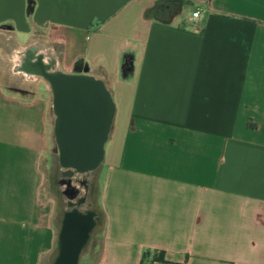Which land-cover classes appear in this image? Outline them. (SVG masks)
Wrapping results in <instances>:
<instances>
[{
	"label": "crops",
	"instance_id": "crops-1",
	"mask_svg": "<svg viewBox=\"0 0 264 264\" xmlns=\"http://www.w3.org/2000/svg\"><path fill=\"white\" fill-rule=\"evenodd\" d=\"M29 47L113 105L77 264H264V0H0L9 73L38 82L0 84V264H55L71 233L41 195L55 114L13 71Z\"/></svg>",
	"mask_w": 264,
	"mask_h": 264
},
{
	"label": "water",
	"instance_id": "water-1",
	"mask_svg": "<svg viewBox=\"0 0 264 264\" xmlns=\"http://www.w3.org/2000/svg\"><path fill=\"white\" fill-rule=\"evenodd\" d=\"M49 55V50L37 55L34 47L23 48L14 56L13 71L22 73L28 80L39 77L48 85L54 114L60 129L67 134L66 146L70 148L63 158L74 169L75 175L84 173L88 177L102 161L103 145L114 111L112 101L103 82L83 75L61 73L57 70L56 60ZM89 135H95L97 141L90 144L87 141ZM89 146H100V150L85 152ZM92 226L77 215L65 223V229L71 233L63 242L55 264L78 263L82 245Z\"/></svg>",
	"mask_w": 264,
	"mask_h": 264
},
{
	"label": "flooded vegetation",
	"instance_id": "flooded-vegetation-1",
	"mask_svg": "<svg viewBox=\"0 0 264 264\" xmlns=\"http://www.w3.org/2000/svg\"><path fill=\"white\" fill-rule=\"evenodd\" d=\"M67 134L64 130L60 129L58 120L55 116L53 125V139H54V151L57 154L59 163V175L55 178V185L60 197L61 204L63 206V215L66 219L72 220V217L76 215L82 219V217H92L94 223L97 221V215L93 209L89 206V188L90 178L96 173L97 170L92 172L88 177L84 173L74 174V169L65 162L63 155L65 152H69L70 148L66 146ZM87 141L92 144L97 141L96 136L89 135ZM100 150V146L87 147L85 152H93ZM81 206H87V210L81 211ZM66 222V221H65Z\"/></svg>",
	"mask_w": 264,
	"mask_h": 264
},
{
	"label": "rangeland",
	"instance_id": "rangeland-1",
	"mask_svg": "<svg viewBox=\"0 0 264 264\" xmlns=\"http://www.w3.org/2000/svg\"><path fill=\"white\" fill-rule=\"evenodd\" d=\"M10 65L8 64L7 60L5 59L2 52H0V84L8 88H26V89H33L38 82L34 84H28L24 79L20 76L11 75L9 73ZM43 87V83L39 84ZM12 88V89H13ZM12 91V90H10ZM59 175V163L57 155H52L51 153L47 156L46 161V179L47 183L45 187L41 190V195L46 196L47 199L52 200L54 206H56L57 210L61 209V202L60 197L58 195V191L56 189V185L54 183L55 177ZM50 182V183H49ZM90 192H89V206L92 207L93 203L97 209V205L100 202V192L102 187V177L101 173L94 174L90 178Z\"/></svg>",
	"mask_w": 264,
	"mask_h": 264
},
{
	"label": "trees",
	"instance_id": "trees-1",
	"mask_svg": "<svg viewBox=\"0 0 264 264\" xmlns=\"http://www.w3.org/2000/svg\"><path fill=\"white\" fill-rule=\"evenodd\" d=\"M28 10H30V6H29ZM139 264H165V263L162 259V253L161 252L154 251V250H152V251L147 250L143 253Z\"/></svg>",
	"mask_w": 264,
	"mask_h": 264
},
{
	"label": "built area",
	"instance_id": "built-area-1",
	"mask_svg": "<svg viewBox=\"0 0 264 264\" xmlns=\"http://www.w3.org/2000/svg\"><path fill=\"white\" fill-rule=\"evenodd\" d=\"M199 17V11H194V12H192V14H191V19L193 20V19H197Z\"/></svg>",
	"mask_w": 264,
	"mask_h": 264
}]
</instances>
